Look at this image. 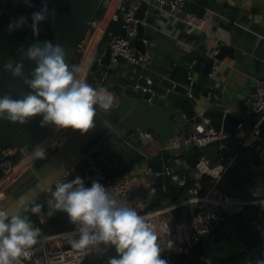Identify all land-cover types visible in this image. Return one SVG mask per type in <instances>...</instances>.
I'll return each mask as SVG.
<instances>
[{
	"label": "crops",
	"instance_id": "0c3cea01",
	"mask_svg": "<svg viewBox=\"0 0 264 264\" xmlns=\"http://www.w3.org/2000/svg\"><path fill=\"white\" fill-rule=\"evenodd\" d=\"M123 1L125 0H109L108 4L99 8L89 24L86 37L76 48L69 63L70 68L78 65L84 69L90 60L102 56L109 48V31H121V20L115 16ZM184 10L202 15L205 18L203 27L188 30L179 19ZM145 14L154 16L155 27L148 46L151 56L146 65L133 66L120 60L111 63L117 67L116 72L103 71L102 79L90 72L87 76L101 87L110 78L105 88L116 97L110 113L106 115L98 110L94 127L83 134L71 128L57 130L54 125L41 127L42 117H32L30 138L22 139L18 147H12L16 155L20 153L19 159L15 161L13 175L10 178H0L4 188L1 204L6 211L11 212L15 210L21 196L35 203L69 165L83 167L94 161L108 177L128 181L137 212L160 210L155 218L158 221H168L170 228V234L161 241V247L174 254L171 264H179V260L184 261L181 249L190 234L189 226L180 219L184 205L170 211L174 204L170 199L171 192L160 196L154 203L149 202L154 193V178L146 162L149 158L160 157L167 150L165 145L169 135L176 129L186 127L190 121L170 103L157 105L144 97H131L125 94L123 88L127 83L134 85L141 76L154 80L157 71L164 70L170 59L180 62L195 59L203 61L208 54H212L226 42L233 46V50L222 60L216 61L211 71V78L214 80L211 90L216 91L217 97H204L192 89L191 99L197 109H202L211 102L230 109L237 88L252 73L264 76V0H190L181 10H172L167 5L151 2L147 4ZM111 22L114 26L107 30ZM197 54L205 57L198 59ZM236 141L234 139L231 144V149L236 152L235 158L217 180V186L237 197H246L254 187H258L264 195V140L256 136L244 143L242 138L238 140V148L234 145ZM37 146L44 147L47 155L43 160L34 161L30 159V154ZM257 149H262V154ZM167 151L170 156L166 165L175 173H185L189 184L208 186L213 181L209 176L200 175L186 163L184 154L187 149ZM219 152L216 143L202 148V153L213 164L217 163ZM167 180L168 178L164 182L166 185ZM159 201L160 207L155 209V203ZM47 212L46 203V208L41 213L44 223H41L39 217L42 224L39 228L44 231L51 228L46 224ZM56 216L63 218L61 211H56L51 217ZM168 240L173 242L172 249L167 248ZM116 255L114 247L105 249L101 244L78 264H108L109 258Z\"/></svg>",
	"mask_w": 264,
	"mask_h": 264
},
{
	"label": "clouds",
	"instance_id": "9594fccd",
	"mask_svg": "<svg viewBox=\"0 0 264 264\" xmlns=\"http://www.w3.org/2000/svg\"><path fill=\"white\" fill-rule=\"evenodd\" d=\"M23 2L32 7L31 0ZM49 17L54 21L56 12L50 10L44 0L39 10L31 14V24H28V17L20 16L9 23L8 31L11 33L28 26L34 36H39V25ZM67 54L66 48L59 43L37 41L22 53L24 58L36 64L29 76L24 75L22 62L11 61L3 65L13 77L22 78L30 91L21 90L18 93L20 99H13L10 94L0 97V119L25 124L29 118L39 115L41 127L54 125L57 130L71 128L83 134L94 127L98 110L106 115L110 113L115 95L105 87L94 88L78 78L83 69L78 65L70 68L66 62ZM46 155V149L37 146L30 159L43 160ZM222 171L224 168L219 167V171L213 172L205 164L200 175L208 174L219 180ZM47 191L50 193L47 215L66 212L75 226L67 234L74 249L90 250L103 244L105 249L114 247L117 253L109 258L108 264H167L161 258L164 251L161 241L170 234L168 221L140 215L135 207L96 180L92 181L91 187H86L84 180L77 176L69 182H57L54 190ZM42 208V204L21 196L14 211L0 210V264H23V260L30 258L33 246L44 237L27 213L41 217V223H44ZM172 247L173 242L168 240L167 248Z\"/></svg>",
	"mask_w": 264,
	"mask_h": 264
},
{
	"label": "built area",
	"instance_id": "2783aa9c",
	"mask_svg": "<svg viewBox=\"0 0 264 264\" xmlns=\"http://www.w3.org/2000/svg\"><path fill=\"white\" fill-rule=\"evenodd\" d=\"M41 1L44 3V0ZM108 1L109 0H103L101 6L104 7L108 4ZM189 1L190 0H125L121 2L115 16L121 20V31H109L110 37L108 47L111 63L125 60L133 66H144L148 62V59L151 56L150 50L146 48L144 51H140L132 41L136 33L137 23L145 22L144 18L137 16L138 8L142 2L147 4L151 2H157L161 5L168 4L172 10H181ZM22 3L23 0H0V19L5 16H8L10 21L17 19L14 17V12ZM179 19L183 22L184 26L191 31L201 29L205 23V18L202 15L187 10L180 13ZM143 41H146V39L143 38ZM213 53H216V49ZM88 64L89 62L86 64L82 75L80 76V79L85 81L90 72ZM209 74L211 75V73ZM146 82L147 86H140L139 83H135L134 88L140 86L143 91L154 94V91L149 86L152 83V79L146 77ZM191 82L192 79L188 78L186 85L188 86L187 96L189 98L193 97V91L190 88ZM256 94L257 98L247 96L242 100V108L247 110L248 113H261V118L253 125H248V121L251 118L250 116L245 117L237 124V129L247 125L244 136L242 137V142L244 143L250 138L259 135V128L257 125L264 117V76L260 77L256 82ZM208 96L217 97V93L216 91L211 90L208 92ZM147 100L150 101L151 96H149ZM234 139L236 138L231 133L216 131L212 127L207 126V119L204 118L199 121H190L189 125L186 127L176 129L166 139L165 147L167 150H176L179 148L188 149L192 145H195L197 148L202 149L208 144L216 143L220 149V152L217 155V163L213 164L206 154L201 153L193 168L200 173L201 168L206 164L209 169L213 170V172L219 171V167H223L225 171L236 155V152L231 149V144H233ZM236 140L238 141L239 139ZM53 147L54 143L51 144V148ZM257 152L262 154L263 151L262 149H257ZM13 153L14 150L11 148H5L0 151L1 179L10 178L14 173L15 161L12 157ZM224 171L220 173V176ZM162 172L165 174L166 178H172L181 186H186L187 188L188 196L172 204L171 207L182 206L189 203V201L198 202L200 204V207L194 212L190 221L189 237L181 249V252L185 253L187 257H190L191 248L195 246L203 236L207 235L215 224H219L228 216L242 212L249 204L264 209V195L258 187L252 188L246 197H237L232 193L219 188L216 184L217 180L213 179V177L208 174L203 175L209 176L213 181L208 186H204L203 184H188V176L185 173L173 172L169 165H166ZM77 176L84 180L86 187H91L93 180L98 181L106 188L112 189L114 194L120 199L127 201L132 207H134V203L131 199V188L128 181L124 178L108 177L103 169L94 161L89 162L83 167H78L76 164L69 165L68 168H66L47 189L53 188L54 190L55 183L61 181L69 182ZM0 181L2 182V180ZM1 182L0 210H6L1 204V200L4 198V188L1 186ZM164 189L166 188L164 187ZM45 194L47 203V200L50 198V193L46 190ZM159 211L160 210L156 209L138 213L149 218H155ZM61 215L64 219L65 227H51L47 231L41 230L44 238H42L37 245L33 246L30 258L23 260V264H78L93 252L94 248L80 251L71 246V243L69 242L70 237L67 234L71 233L75 226L69 221L66 212L61 211ZM166 259L170 262L172 261V256L169 252L166 253ZM193 264L200 263L193 262Z\"/></svg>",
	"mask_w": 264,
	"mask_h": 264
},
{
	"label": "water",
	"instance_id": "95a60500",
	"mask_svg": "<svg viewBox=\"0 0 264 264\" xmlns=\"http://www.w3.org/2000/svg\"><path fill=\"white\" fill-rule=\"evenodd\" d=\"M103 0H47L49 9H55L56 17L53 21L51 17L45 22H42L40 27L39 36H34L31 29L27 31L22 41L15 49L14 53L3 64L8 62H22L24 65L23 73L25 76H29L31 71L36 67L34 61L24 58L22 53L26 51L27 47L37 41H51L53 44L59 43L67 50L66 62L70 63L77 46L82 41L86 34L91 20L97 14L101 7ZM169 6L168 4H165ZM147 3L142 2L138 8L137 16L144 18V23H137L136 34L133 38V44L140 50L144 51L148 48L152 38L155 27L153 26V15L145 14V8ZM123 32V31H122ZM143 38L146 41H143ZM233 50V46L224 42L219 48L216 49V53L208 54L203 61L200 60H184V62L170 59L168 65L164 70L157 71V76L152 80L149 85L154 91H143L140 86H147L146 77L141 76L137 79L139 87L134 88V85L127 83L124 86L125 94L131 97H144L151 96V102L157 105H165L170 103L175 110H179L188 120L199 121L201 119H207V126L212 127L216 131H222L224 133H231L236 139H241L244 136L247 125L237 129L236 126L245 117L250 116L248 125H253L261 118V113H248L247 110L242 108V100L250 96L257 98L256 94V82L261 77L257 73H252L248 80L237 88V94L234 96L231 108L225 110L223 105H217L211 102L209 105L202 109L195 107L194 101L187 96L188 86L186 82L188 78L192 79L190 88L198 91L202 96L208 97V92L211 91V86L214 84V80L211 78L212 68L216 61L222 60L227 54H230ZM3 65L0 69V97L5 94H10L13 99H20L18 94L21 90L24 92L30 91L23 83V79L20 77H13L11 73L3 69ZM89 71L93 73L98 79H102V72L108 71L111 73L116 72L117 67L111 64L109 48L100 57H95L89 61ZM110 78H107L106 87ZM32 118H29L25 124L13 123L7 120L0 119V151L9 148L13 145L19 135L27 128ZM257 127L259 128L258 137L264 139V117L259 121ZM235 147L238 148L240 143L236 141ZM202 153V149L192 145L187 149L184 154L186 163L193 167L198 160V156ZM169 153L167 150L163 151L158 158H149L146 162L153 175L154 193L150 199V203H154L158 198L165 194L167 185H173L181 188L182 186L174 179L169 178L164 184L166 177L162 172L164 166L169 159ZM200 207L198 202H191L184 205L181 211L180 219L187 226L190 225V221L194 215V212ZM167 251L161 252V258L167 261V264H171L166 259ZM184 261L187 264H193L192 260L187 259L185 253L181 254Z\"/></svg>",
	"mask_w": 264,
	"mask_h": 264
},
{
	"label": "trees",
	"instance_id": "16d2710c",
	"mask_svg": "<svg viewBox=\"0 0 264 264\" xmlns=\"http://www.w3.org/2000/svg\"><path fill=\"white\" fill-rule=\"evenodd\" d=\"M32 7H27L23 2L18 9L14 12V17L20 16L28 17V24H31V14L38 11L42 6L41 0H31ZM99 11V10H98ZM11 21L8 16L0 19V69L8 58L14 53L23 37L30 27L24 26L23 28L16 29L11 33L8 31V25ZM114 23L111 22L107 30L112 29ZM89 28L84 35L86 37ZM82 39V40H83ZM198 53V52H197ZM205 55L197 54L198 59H203ZM86 82L92 87H96L87 78ZM31 121L27 128L15 140L12 147L19 146L22 139H29L31 136ZM28 144L30 140L27 141ZM31 145V144H29ZM16 153V152H15ZM13 153L14 161L19 159L20 153L17 155ZM2 172L0 170V178ZM189 184V183H188ZM167 193H172L170 199L172 203H176L188 196L186 186L177 188L173 185H167ZM35 203L43 205L42 211L46 208V194L40 196L39 200ZM160 207V201L155 203V209ZM30 220L35 227H40L42 224L39 221V216L27 213ZM46 224L50 227H65L64 219L59 217L46 218ZM174 254H171V256ZM177 257H179L177 255ZM190 259L193 262L200 264H260L264 262V209L255 205L249 204L245 210L240 213L228 216L219 224H215L211 231L203 236L199 242L191 248ZM179 264H186L184 261L179 260Z\"/></svg>",
	"mask_w": 264,
	"mask_h": 264
},
{
	"label": "flooded vegetation",
	"instance_id": "af4514ba",
	"mask_svg": "<svg viewBox=\"0 0 264 264\" xmlns=\"http://www.w3.org/2000/svg\"><path fill=\"white\" fill-rule=\"evenodd\" d=\"M187 264V262H185Z\"/></svg>",
	"mask_w": 264,
	"mask_h": 264
},
{
	"label": "bare ground",
	"instance_id": "6f19581e",
	"mask_svg": "<svg viewBox=\"0 0 264 264\" xmlns=\"http://www.w3.org/2000/svg\"><path fill=\"white\" fill-rule=\"evenodd\" d=\"M136 34V33H135Z\"/></svg>",
	"mask_w": 264,
	"mask_h": 264
}]
</instances>
